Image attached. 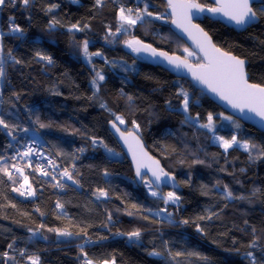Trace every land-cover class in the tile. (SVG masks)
I'll return each mask as SVG.
<instances>
[{"label":"trees","instance_id":"obj_1","mask_svg":"<svg viewBox=\"0 0 264 264\" xmlns=\"http://www.w3.org/2000/svg\"><path fill=\"white\" fill-rule=\"evenodd\" d=\"M195 1L213 6L210 0ZM144 2L102 0L98 5L96 0H32L25 8L16 0L15 6L0 7V40L6 59L5 78L0 82V116L18 126L13 131L15 140L8 129L0 127V163H7L17 178L14 184L0 173V264H31L29 256H38L39 264H84L83 253L93 264L111 263L113 258L115 264H252L248 252L255 256V264H264V158L257 149L252 150L253 159L236 147L225 152L214 142L211 131L185 123L184 114L170 111L166 102L178 106L176 93L182 87L193 101L191 115L199 113V123H207V115L212 113L214 129L221 136L230 139L236 135L264 149V133L236 118L221 122L220 114L231 116L191 81L148 63L126 46L125 41L139 40L184 58V50H190L173 30L164 0H147L153 16L117 31L119 9L132 8L135 13L136 8L143 9ZM51 4L59 7L48 13L45 9ZM156 15L162 18L155 19ZM10 17L23 29L22 34L9 32ZM53 17L60 22L54 30L49 27ZM76 23L82 30L69 31ZM199 24L217 47L245 61L251 83L264 87V15L241 30L207 17ZM85 40L90 53H102L92 56L91 63L81 54ZM9 50L20 63L7 58ZM37 52L51 56L54 62L39 60ZM192 62L201 64L202 60L197 56ZM97 71L105 77L97 82L98 91L92 84ZM112 113L122 115L126 123L121 127L135 131L147 150L176 177L182 188L175 192L178 203L165 206L150 194L145 182L137 184L131 163L108 129ZM132 121L139 124L138 131ZM40 123L52 126L41 128ZM37 136L55 159V174L41 175L34 161L28 166V160L17 156ZM92 138L98 142L93 144ZM13 164L24 168L35 191L33 198L12 190L23 183ZM65 168L78 184L62 177ZM57 182L65 187H53ZM224 185L234 198H225ZM98 189L108 196L97 199L94 193ZM239 196L245 198H235ZM57 201L62 209L56 207ZM164 207L173 223L164 219L166 213L153 214ZM213 213L212 219H199ZM184 220L189 223H182ZM197 225L204 231L198 232ZM48 229L67 230L73 236H58ZM134 230L141 232L136 242L126 235ZM85 237L91 244L81 252ZM254 240L255 246L250 247ZM153 249L162 256H150ZM4 252L14 259L4 257ZM177 252L183 255L175 256Z\"/></svg>","mask_w":264,"mask_h":264},{"label":"snow or ice","instance_id":"obj_2","mask_svg":"<svg viewBox=\"0 0 264 264\" xmlns=\"http://www.w3.org/2000/svg\"><path fill=\"white\" fill-rule=\"evenodd\" d=\"M22 5L27 8L32 3V0H20ZM75 2V0H74ZM102 0H96V3L99 5L101 4ZM254 0H215L214 7H205L201 4L195 2V0H167V6L171 9V16L173 17L171 23L176 25L177 28L182 29L184 32L188 34V36L194 40L197 44V47L200 49L201 52L204 53L203 59L206 63H201L193 67L190 65L187 60H181L179 57H172L169 56L166 52H157L155 48H152L151 45L142 44L139 40H131L125 41V44L128 48L135 53L140 52H150L153 57L159 56L163 57L168 61L169 64L174 65L175 68H187L188 71L192 74L194 80L198 81L200 84L205 85L208 90L212 93H216L220 99L227 101L234 109H239L241 112H244L245 109L249 113H254L255 116L259 117L261 121H264V87L260 86L259 84L249 83L247 74L245 72V61L240 59L237 56H233L228 52L222 51L220 48L216 47V45L212 42V38L208 35L207 32L204 31L203 28L200 27L198 24H194L193 15L194 11L196 13H201L207 11L213 15L215 14H222L223 16L227 17L230 21L234 22L237 26H246L252 23H255L259 20L261 15H264V6L260 9L253 8ZM262 4H264V0H261ZM10 3L12 6H15L16 0H0V7L6 6ZM58 4H51L49 5L45 11L48 13L53 12L56 8H58ZM145 16H153V13L149 11V4L147 0L144 2L143 9L136 8L135 13L133 12L132 8L125 9L121 7L119 9V20H120V27L117 28V31H121L124 29L125 25H136L138 21H143ZM162 16L156 15L155 19H161ZM9 32L10 33H23V29L11 21L14 18H9ZM60 22L53 17L50 21L49 27L50 29H55V27ZM85 28L88 25H84ZM76 30L81 31L79 24H72L69 26V31ZM126 30V29H125ZM111 35H115V33H111ZM188 52V55H193L192 52H189L188 49L184 50ZM81 54L83 57L91 63L92 56H102V53L89 52V41L85 40L82 43L81 47ZM36 56L41 61H46L48 64H52L54 61L51 56L43 54L41 52H37ZM7 58L13 60L15 63H20L14 56H12L11 50L7 52ZM6 59L4 55V47L2 40H0V82L3 81L5 78V65ZM105 79L104 75L97 71L95 77L92 80V84L96 87L97 91L99 90L98 81H103ZM59 94V93H57ZM176 96L179 98V105H173L172 101H167V105L170 111H181L184 114V122L191 123L193 126H197L200 128H206L211 132H214V118L212 113H208L207 115V123H199L200 115L197 113L195 116L191 115L190 113V104L193 103L191 101L190 95L187 91H185L182 87L177 91ZM129 100L132 97H128ZM3 101H0L2 103ZM102 108H106V105L101 104ZM109 111H111L109 109ZM114 119L110 121L111 127L116 130V132L120 133L121 139H123L124 143L128 145L129 152L132 153L133 161L136 165V175L144 179V173L141 172V169H147L151 172L153 177L152 180H144L145 185L149 188L150 194L153 197H157L158 199L162 200L164 205L167 206L170 203L176 204L179 202L180 197L173 191H169L166 194H160L158 191L153 190V185L157 187L160 184H167L169 180L174 181L175 177L170 176L168 172H166L161 166L158 160L153 159L151 156L147 154L143 150V146L140 142L139 137L136 135L135 131H128L124 132L121 131L119 125H124L126 123L125 118L122 115H117L112 113ZM225 119H231V117H225ZM37 122H39V117H37ZM50 124L40 123L41 128L51 127ZM132 126L134 130H139V124L135 121H132ZM0 127L4 129H8V135L12 136V139L15 140L16 137L13 135V131L18 128L17 125L9 124L2 116H0ZM239 127V125H237ZM24 132H28L27 128L22 129ZM220 144V147L227 152L229 149L233 147H238L243 149L245 152L249 153V158L253 159L252 157V150L257 149L259 152V156L264 158V149L258 148L256 144H250L248 141L244 140L241 141L237 138L236 135H232L230 139H225L223 136H216L214 137ZM98 141L96 138H92V143L96 144ZM99 143L103 144V141L100 140ZM108 152L112 153L113 150L108 148L106 144L103 145ZM79 151L83 152L84 149L81 148ZM33 154L36 156H40L41 153L36 150L35 147V140L31 144L25 145V151L17 152V156L21 159L30 158ZM15 157H13L14 159ZM0 161H3V157H0ZM197 163H203V161H196ZM48 163L52 165L55 169L57 165L51 160L48 159ZM28 166H31V160H28ZM15 169V172L18 173L20 176L23 177V183L20 184L19 188H13V191L19 192L21 196H34L35 191L32 189L31 184L29 183V178L27 175L24 174V168L18 167L17 165L13 164L11 166ZM36 171H40L42 175L48 176L50 173L44 169L42 166H37L35 169ZM243 171V170H242ZM0 173H3L5 176L8 177L14 184L17 182V178L13 175L12 171L9 170V165L7 163H0ZM105 176L108 175L107 171H105ZM62 177L67 178V180L73 181L74 184H78L79 181L75 180L73 175L69 172L67 168H65L62 172ZM56 179L55 176L52 177ZM220 182L217 181V186H219ZM175 187V185H173ZM53 187L63 189L65 184L57 182ZM21 189H24L23 191ZM207 195L208 193H203ZM94 195L97 196V199L100 197H107L108 193L103 189H98ZM224 196L226 199L234 198L233 192L229 190L227 185H224ZM237 199H244L245 197L239 196L235 197ZM15 207V205H12ZM56 207L58 209L63 208V204L59 201L56 203ZM132 207H136L133 205ZM39 211V209H37ZM145 211L149 213H153L152 209H145ZM161 213H166L164 219H167L169 223H173L171 216L172 214L168 212L167 207L160 208L156 210L153 214L155 216H160ZM131 214V213H129ZM215 215L210 214L207 217L201 216L199 219H212V216ZM112 217L111 214L108 216V220L111 221ZM144 219H148L147 216ZM184 224H188V220L182 221ZM247 223V222H246ZM43 227V225H41ZM49 231H55L58 236L64 237H71L73 236L72 232L67 230H60V229H48ZM31 231V229H30ZM197 231L203 232L204 229L197 225ZM255 232V229H253ZM87 235V233H84ZM118 235H125L124 233H117ZM35 235V233H33ZM79 235V233H77ZM130 241H139L141 237V232L139 230H134L129 233H126ZM89 240H86L85 243H89ZM165 246H167V242H165ZM255 246V240L252 242L250 247ZM13 247L12 244L8 245V248L11 249ZM81 252H83V247H81ZM85 260L84 264H93L91 259H87V253H83ZM150 256L160 257L162 253L153 249V251L148 253ZM171 255V253H169ZM4 257L9 259H14V257H9L8 252H4L2 254ZM21 256L24 255V251H21ZM183 253L177 252L175 256H181ZM189 255H199L198 253H189ZM248 257L252 258V264H255V256L252 252L247 253ZM206 259V258H204ZM28 260L31 264H39L40 258L38 256H29ZM103 264H109L107 260L103 262ZM111 264H115V260L113 258Z\"/></svg>","mask_w":264,"mask_h":264},{"label":"water","instance_id":"obj_3","mask_svg":"<svg viewBox=\"0 0 264 264\" xmlns=\"http://www.w3.org/2000/svg\"><path fill=\"white\" fill-rule=\"evenodd\" d=\"M164 1L167 3V0H164ZM210 1L213 3V6H204L203 5L205 7V9H207L208 7H214V6H216L215 5V0H210ZM195 2L198 3L197 1H195ZM261 3H262L261 0H254L253 6L255 4H261ZM193 11H194V15H193V21L192 22L194 24H198V25H200L199 22L201 20H203L204 17H207V18L213 19L215 21H219V22L223 23L224 25H226L228 27L234 28L236 30H241V29H244L246 27H249V26H251L253 24L258 23V21H259L258 20L257 22L252 23L250 25H246V26H237V25H235L234 22L230 21L227 17L223 16L222 14H215V15H213L211 13H208L207 11H204V12H201V13H196L195 10H193ZM168 14H169V17L172 20L173 17L171 16V9L170 8H168ZM171 26H172L173 30L187 43V45L189 46L190 50L193 51L197 56H199L201 58L202 63H206V61L203 59L204 53L200 51V49L197 47V44L194 42V40L191 39L188 36V34L186 32H184L182 29L177 28L176 25H174V24L171 23ZM200 27L202 28L201 25H200ZM212 42L214 43L213 39H212ZM146 45H148V44H146ZM151 47L152 48H155L153 46H151ZM156 50H157V52H162V51H160L158 49H156ZM222 51H224V50H222ZM136 54L139 55L142 59H144L145 61H147L150 64L161 66L162 68H164L165 70H167L171 74L175 75L179 79H187V80L191 81L194 85H196L198 87V89L202 93H204L206 96H208L209 98H211L218 106H220L224 111H226L232 118H236V119L242 121L243 123H245L247 125H250V126L256 128L258 131L264 133V121H261L259 117L255 116L254 113H249L247 111V109H245L244 112H241L239 109H234L230 104L227 103V101L220 99V97L216 93H212L210 90H208L205 85H202L198 81L194 80L193 77H192V74L188 71L187 68L181 67V68H178L177 69V68H175L174 65L169 64L168 61L166 59H164L163 57H159V56L153 57L150 52H140V53H136ZM168 55L169 56H172V57H179L181 60H185L186 59L187 62L190 65H192L193 67H195L196 65H198V64H195L192 61H190L189 59L184 58L182 56L172 55V54H168ZM231 55H233V54H231ZM245 72L247 74V78H248L249 83H251L250 82V76L247 73L246 63H245ZM108 129H109L110 133L113 135V137L116 140V142L119 145V147L121 148V150L124 153L125 157L131 163L132 169L134 171L135 181L137 182V184L138 185H142V183L144 182V180L146 178L148 180H152L153 177L151 175V172H149L147 169H141V172L145 174L144 175V179H141V177H138L136 175V165H135V163L133 161L132 153L129 152V150H128V145H126L124 143L123 139H121L120 133L116 132V130L111 127V123H109ZM120 129H121V131L128 132V131L123 130L121 127H120ZM136 135L140 139V142H141V144L143 146V150L145 152H147V154L149 156H151L153 159L158 160L157 158H155L147 150V148L145 146V143L142 140V138L137 133H136ZM160 166L164 169V167H163V165H162L161 162H160ZM169 175L170 176H174V175H172L170 173H169ZM173 185H175V187ZM153 187L156 190H158L160 193H162L165 189L170 190V191H174V192H180L182 190V188L180 187V185H179L176 177H175V180L174 181L169 180V182L167 184H160L158 187L156 185H153Z\"/></svg>","mask_w":264,"mask_h":264},{"label":"built area","instance_id":"obj_4","mask_svg":"<svg viewBox=\"0 0 264 264\" xmlns=\"http://www.w3.org/2000/svg\"><path fill=\"white\" fill-rule=\"evenodd\" d=\"M38 137V136H37ZM33 140H35V147H36V150L38 152L41 153L40 156H36L35 154H33L30 158H24V160H31V161H34L36 163V165L38 166H42L44 169H46L48 172H52L55 174V170L54 168L52 167V165H50L48 163V159H51L54 163H55V159L53 157V155L49 152H47L43 147L42 145L40 144L39 142V137L38 138H34L32 139L31 141L27 142L26 144H31L33 142ZM25 144V145H26ZM25 145L22 147L21 151L20 152H23L25 151ZM39 173L41 174V172L39 171ZM42 175V174H41ZM86 240H89L87 237H85V241ZM84 241V240H83ZM88 244H91V242L89 243H84V245H80L81 247H84L85 245H88Z\"/></svg>","mask_w":264,"mask_h":264},{"label":"rangeland","instance_id":"obj_5","mask_svg":"<svg viewBox=\"0 0 264 264\" xmlns=\"http://www.w3.org/2000/svg\"><path fill=\"white\" fill-rule=\"evenodd\" d=\"M140 22H142V21H138L137 22V24L138 23H140ZM136 24V25H137ZM132 26H135V25H132ZM189 52H192L193 53V55H191V56H189L188 55V52H186V58L187 59H189L190 61H193V60H195L196 58H197V55L193 52V51H190L189 50ZM225 117H229V116H226L225 114H220L219 115V118H220V121L221 122H223V123H231V122H233V118H231V119H225ZM120 127L121 126H124V125H119ZM122 128V127H121ZM123 129V128H122ZM124 130V129H123ZM212 133V135H213V137H216V136H221L220 134H218L216 131H214V132H211ZM225 139H227L226 137H224ZM214 142L216 143V144H219V142L217 141V140H215V138H214ZM220 145V144H219ZM234 148V147H233ZM236 148H238V147H236ZM239 149H241V148H239ZM241 150H243V149H241ZM244 151V150H243ZM149 189V188H148ZM153 190H155L154 188H153ZM150 191V190H149ZM157 191V190H156ZM35 196V195H34ZM34 196H30V198H33ZM84 243H85V239H84V241L82 242V245H84ZM81 247V246H80ZM109 264H111V263H109Z\"/></svg>","mask_w":264,"mask_h":264}]
</instances>
